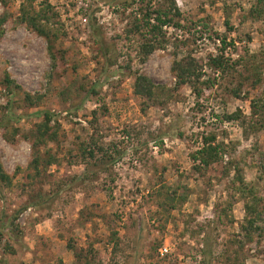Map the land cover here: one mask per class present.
<instances>
[{
	"label": "rangeland",
	"instance_id": "rangeland-1",
	"mask_svg": "<svg viewBox=\"0 0 264 264\" xmlns=\"http://www.w3.org/2000/svg\"><path fill=\"white\" fill-rule=\"evenodd\" d=\"M23 6L48 10L49 39ZM156 9L173 21L146 55L152 36L129 31ZM5 15L0 264H264V0H0ZM217 56L235 67L212 68ZM188 57L203 77L179 86L172 67ZM137 74L156 102L135 93ZM46 113L53 139L37 134ZM206 138L224 155L200 170Z\"/></svg>",
	"mask_w": 264,
	"mask_h": 264
},
{
	"label": "trees",
	"instance_id": "trees-1",
	"mask_svg": "<svg viewBox=\"0 0 264 264\" xmlns=\"http://www.w3.org/2000/svg\"><path fill=\"white\" fill-rule=\"evenodd\" d=\"M175 5V4H174ZM50 8V7H49ZM176 16H180V12L176 11ZM20 21L31 28H33L38 34L43 35L44 37L48 38L54 34V23L52 25L53 18L50 17V14L45 10L35 11V8H25L23 6L21 8L20 13ZM8 17L7 15L0 17V37L4 34V25L7 22ZM173 21V17L171 13L168 14L167 11L162 12L161 9H156L152 12L147 11L141 19H137L134 22V28L129 31L130 34L135 33H142L144 37L152 36L151 39H148L146 47H145V54L149 55L154 50L160 47H165L164 40L159 38V35L162 34L163 27L167 24H171ZM154 36V37H153ZM165 38V37H164ZM225 44V40L223 42ZM50 54L55 60V55H53V46L50 45ZM211 67L214 69H222L230 70L232 66L235 65L228 64L224 57L217 56L215 58L210 59ZM233 67V68H234ZM172 71L174 72L175 76L178 79V85L182 86L185 84H194L200 82L201 78L203 77L202 73V66L197 62L194 58L188 57L187 59L178 61L176 60L173 64ZM135 81V93L140 97L146 100V106L150 103L156 102L158 95L157 89L159 88L156 86L147 76L145 75H136ZM260 80V78H259ZM9 85L12 84L11 80H7ZM196 90V89H195ZM200 95V94H199ZM51 116L46 113L45 120L42 124L38 126L37 134L45 139L50 138L53 139V133L50 126ZM4 127V124H0V128ZM215 138L205 139L204 146L201 150L197 151L193 155V161L196 162L195 167L197 169H208L211 166L218 164L224 155V149L221 148L220 145H214L213 142ZM92 158H95V154L92 151L91 153ZM53 162L52 159L46 161L47 164H51ZM39 158L34 160V167L37 171H39ZM238 170V169H237ZM84 176H87L84 174ZM4 185L8 188L12 186V180L8 177L7 174L4 173L2 164L0 162V186ZM234 185L237 187V190L244 193L245 198H249L250 196H255L251 189H248V185L245 183L241 173L238 171ZM249 194V195H248ZM254 198V197H253ZM184 199H181L183 201ZM246 218H245V227L244 230L247 231V237L251 238L253 236L254 231L256 229H260L258 226L261 221V214L255 210V205L250 203L249 201L246 203ZM264 230V228H262Z\"/></svg>",
	"mask_w": 264,
	"mask_h": 264
},
{
	"label": "built area",
	"instance_id": "built-area-1",
	"mask_svg": "<svg viewBox=\"0 0 264 264\" xmlns=\"http://www.w3.org/2000/svg\"><path fill=\"white\" fill-rule=\"evenodd\" d=\"M170 252V248L168 246H164L159 250L161 256H166Z\"/></svg>",
	"mask_w": 264,
	"mask_h": 264
}]
</instances>
